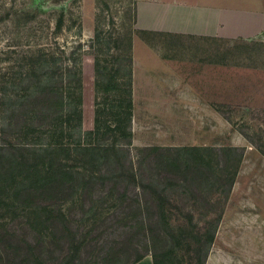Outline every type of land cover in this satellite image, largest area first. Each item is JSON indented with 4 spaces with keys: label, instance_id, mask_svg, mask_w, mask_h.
Here are the masks:
<instances>
[{
    "label": "trees",
    "instance_id": "obj_1",
    "mask_svg": "<svg viewBox=\"0 0 264 264\" xmlns=\"http://www.w3.org/2000/svg\"><path fill=\"white\" fill-rule=\"evenodd\" d=\"M135 19L134 14V24ZM90 42L98 92L92 144L82 140L81 66L75 51L68 61L40 51L30 59L27 71L13 73L0 84V191L6 192L0 223L3 262L88 264L90 243L102 235L97 228L108 216H98L92 204L76 217L62 204L73 194L93 193L99 185L106 188L101 201L115 198L123 203L127 192L135 190L134 213L139 217L133 225L143 232L156 229L163 243L160 240L161 248L154 244L151 250L148 243L135 241L133 232L123 230L122 238L106 245L104 255L93 264H134L148 252L152 264H204L223 208L201 212L200 226L191 210L171 212L176 203L170 193L181 188L199 192L211 207L215 203L210 193L222 191L217 199L224 202L235 170L227 171L219 154L224 161L235 157L236 167L243 152L237 146L145 145L137 148L133 160L128 148L133 33L115 35L100 24ZM40 193L56 196L38 206L35 194ZM132 215L121 214L117 220L125 224ZM15 220L24 224L17 226Z\"/></svg>",
    "mask_w": 264,
    "mask_h": 264
},
{
    "label": "rangeland",
    "instance_id": "obj_2",
    "mask_svg": "<svg viewBox=\"0 0 264 264\" xmlns=\"http://www.w3.org/2000/svg\"><path fill=\"white\" fill-rule=\"evenodd\" d=\"M136 1L0 0V84L13 73L27 71L30 59L40 51L59 55L62 61H68L70 52L75 51L81 66L82 140L92 144L98 92L91 38L100 24L115 35L132 31L131 158L134 160L137 148L145 145L237 146L243 154L236 167L235 157L224 161L222 152L219 154L227 171L235 170L224 202L217 199L222 191L210 193L215 204L209 207L199 192L181 188L170 193L176 203L170 210L174 214L191 210L202 226L201 212L223 208L204 264H264V36L228 38L140 29L136 19L133 23ZM170 1L234 9L244 6L249 18L264 20V0ZM108 95L111 99L115 96ZM105 191L95 185L91 194H73L65 202L61 199L63 210L76 217L92 204L98 216H108L99 223L97 230L104 232L90 243L85 261L99 262L106 245L120 240L123 230L133 232L132 238L142 245L148 243L151 250L154 244L160 249L163 240L156 229L143 232L141 226L133 225L139 217L134 213L135 190L127 192L123 203L115 198L101 201ZM5 196L6 192L0 191V223ZM55 196L35 194L36 205ZM125 213L135 216L124 224L117 217ZM18 222L14 221L17 226L24 224ZM151 227L156 226L152 223ZM1 257L0 264H5Z\"/></svg>",
    "mask_w": 264,
    "mask_h": 264
},
{
    "label": "crops",
    "instance_id": "obj_3",
    "mask_svg": "<svg viewBox=\"0 0 264 264\" xmlns=\"http://www.w3.org/2000/svg\"><path fill=\"white\" fill-rule=\"evenodd\" d=\"M257 5L260 6L261 3ZM244 8V6L234 9L201 4L186 5L170 0L159 2L138 0L136 1V27L213 37L264 36V31L261 30L264 20L258 22L256 19L249 18ZM263 14L262 12L261 15ZM134 264H152L151 256L146 255Z\"/></svg>",
    "mask_w": 264,
    "mask_h": 264
}]
</instances>
